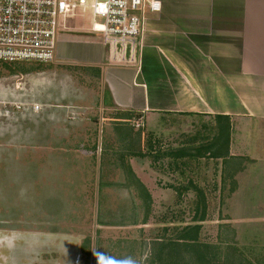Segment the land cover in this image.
I'll return each mask as SVG.
<instances>
[{
	"label": "crops",
	"instance_id": "1",
	"mask_svg": "<svg viewBox=\"0 0 264 264\" xmlns=\"http://www.w3.org/2000/svg\"><path fill=\"white\" fill-rule=\"evenodd\" d=\"M159 1L161 12H146L135 68L110 66L100 38L59 35L57 61L73 58L72 64L87 67L89 76L102 89L101 104L122 119L111 118L106 128L108 139L115 143L105 141V160L97 161L99 169L103 172L109 163L113 173L125 170L121 187L131 188L132 197L138 201L137 205L132 202L138 209V225L134 227H146L149 219L145 224V215L153 212L156 196L155 188L150 186L152 177L159 184L157 190L166 191L172 198L216 197L227 200L224 208L235 212L243 207L253 217L264 203V143H252L250 139L254 133L264 136V0ZM35 104L41 107L38 112L29 107ZM25 105L27 109L11 110L12 118L8 115L0 119V214L8 211V215H14L24 200L33 198L34 190L33 174L27 170L32 169L29 157L33 154L27 157L26 146H18L14 131L9 134L12 143H1L6 133L3 121L15 124L40 116L52 120L48 113L54 110L47 103ZM125 114L132 119L143 118L146 123L177 116L189 127L175 135L179 140L175 139L166 150L158 146L147 149L150 144L143 134V147L150 151L147 156L152 165L145 169V160L143 169L147 172L142 168L133 170L128 164L130 142L124 124H129L128 117H122ZM65 146L60 145L62 149ZM17 150L23 152L19 158L17 154L12 156ZM108 157L115 158L111 161ZM64 165L61 182H68L67 177L72 176L73 182L82 181L80 172L71 169L74 163ZM130 176L143 187L130 185ZM26 183L28 190L23 191ZM147 193L152 198L149 207L143 200L149 198ZM255 196L261 200L254 202ZM17 214L0 217V264H33V234L28 233L33 230L32 221H18ZM120 242L114 245L124 246ZM96 245L99 248L103 243ZM111 253L110 249L107 254Z\"/></svg>",
	"mask_w": 264,
	"mask_h": 264
},
{
	"label": "rangeland",
	"instance_id": "2",
	"mask_svg": "<svg viewBox=\"0 0 264 264\" xmlns=\"http://www.w3.org/2000/svg\"><path fill=\"white\" fill-rule=\"evenodd\" d=\"M59 26L61 29L70 28L69 32L62 33L71 34L77 39L100 38L86 33L93 28L90 13L83 15L77 12L62 18ZM72 63L73 58L67 62L55 59L49 64L0 63V98L10 103V109L17 110L15 105H19V102L32 104L38 101L47 103L54 110L48 113L52 120L40 116L37 120L15 124L14 121H3L2 125L6 133L1 143H12L9 134L14 131L18 146H26L27 157L33 154L29 157L32 169L27 167L34 177L33 198L28 202L24 200L26 203L22 202L18 210L15 209L18 221H32L33 230L28 233L33 234V264H98L96 243H103L98 249L100 254H107L111 249L112 259L121 256L117 251L126 250V244L138 243L141 252L139 264H144L150 255L149 244L165 234V229H182L192 223L198 197L172 198L166 191L157 190L159 184H155L152 177L150 186L155 188L156 198L147 226L125 228L123 224L116 225L124 222L128 211L135 218L138 215L137 207L132 205V202L137 205L138 201L132 197L131 188L121 187L125 181V177H122L125 170L113 173L111 164L107 163L102 172L97 162L105 160V141L115 143V140L108 139L106 128L110 126L111 118L115 119L119 115L110 113L101 104L102 89L96 79L89 76L87 67ZM9 118H12L10 114ZM120 120L118 117L117 121ZM185 127H189L185 120L177 116H164L156 122L145 121V127L141 130L150 144L149 150L153 146L166 150L176 139L175 135L183 133ZM209 136L212 137V134ZM250 139L252 143H264V136L260 138L256 133L250 135ZM64 144L66 148L62 149L60 145ZM22 153L17 150L12 156L17 154L19 158ZM112 158L109 159L113 161ZM148 158L146 154L138 159L129 157L130 169H150L152 163ZM145 160L148 165L143 169ZM68 163H74L71 169L80 172L82 181L79 183L73 182V176L72 179L67 177L68 182H61L62 169ZM28 186V183L23 184V191L28 190ZM258 200L261 199L256 196L253 199L254 202ZM206 201L208 208L206 220L202 223L201 241L218 243L221 230V239H225L229 231L234 229L237 233L235 242L241 247L248 245L253 250V262L258 264L257 257H264V203L258 206L251 217L243 211V207L235 209V212L224 208L223 205H228L227 200L209 197ZM16 213L8 215V211H3L0 217L11 218ZM117 240L124 246H115Z\"/></svg>",
	"mask_w": 264,
	"mask_h": 264
},
{
	"label": "built area",
	"instance_id": "3",
	"mask_svg": "<svg viewBox=\"0 0 264 264\" xmlns=\"http://www.w3.org/2000/svg\"><path fill=\"white\" fill-rule=\"evenodd\" d=\"M161 12L159 0H0V63H53L61 29L59 20L77 12L90 13L93 28L108 51V64L138 66L147 11ZM9 102L0 100V119L8 116ZM15 109H27L25 104ZM38 112L40 105H30ZM140 118L136 129H143Z\"/></svg>",
	"mask_w": 264,
	"mask_h": 264
},
{
	"label": "trees",
	"instance_id": "4",
	"mask_svg": "<svg viewBox=\"0 0 264 264\" xmlns=\"http://www.w3.org/2000/svg\"><path fill=\"white\" fill-rule=\"evenodd\" d=\"M124 116L128 117L127 123L129 124H124V126L127 127V129L125 128V133L130 142L129 157H144L145 154L149 155L151 149L149 152H147V147H143L142 130L140 129L138 131H135L134 133V125L139 117L136 116L134 119H132L131 115L129 114H125L122 117ZM118 117H116L115 119H117ZM130 173L132 172L129 169L128 174L131 175ZM131 176L129 179L130 185H133L134 187H143L140 182L132 180L133 178L131 179ZM148 197L149 198L143 199L147 207L151 206L152 203V198L149 194ZM195 202V216L192 223L182 229H179L178 227L169 231L165 229V234L153 240L149 244L150 255L149 257H147L148 259L146 262H144V264H255L252 260V257H254L253 250L247 247L248 245L246 247H241L238 245L239 243L235 242L234 238L237 233L234 229L229 231V235L226 236L225 239H221V230L219 235L220 242L218 243L209 244L201 241V233L203 229L202 223H204V221L206 220L208 206L206 198L204 197L199 198ZM148 211L150 210L148 209ZM129 217L130 218H128L127 216V218H125L124 222L122 223H129L133 226L138 225L137 218L133 217L132 215H130ZM149 217L150 214L147 213L143 220L145 224L148 222ZM221 228H225L227 230L229 229L228 227L224 226H221ZM245 242H247L246 239ZM138 246H140L138 243L126 244V250L117 251V254L121 256L117 255L118 257H115L113 259L112 253L111 255L103 253V255L106 258L112 260L113 264H123V262L128 260V257L134 259L135 264H139L141 259V252ZM98 249L97 253H99ZM125 252H127L126 255H124ZM126 257L127 259H124ZM256 263L264 264V257H262L261 259L257 257Z\"/></svg>",
	"mask_w": 264,
	"mask_h": 264
},
{
	"label": "clouds",
	"instance_id": "5",
	"mask_svg": "<svg viewBox=\"0 0 264 264\" xmlns=\"http://www.w3.org/2000/svg\"><path fill=\"white\" fill-rule=\"evenodd\" d=\"M96 255L98 258V264H113V261L106 258L103 254L96 253ZM123 264H135V261L129 259V260L123 262Z\"/></svg>",
	"mask_w": 264,
	"mask_h": 264
}]
</instances>
